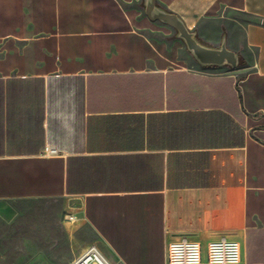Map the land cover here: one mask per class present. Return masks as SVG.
Returning <instances> with one entry per match:
<instances>
[{
    "label": "crops",
    "instance_id": "crops-1",
    "mask_svg": "<svg viewBox=\"0 0 264 264\" xmlns=\"http://www.w3.org/2000/svg\"><path fill=\"white\" fill-rule=\"evenodd\" d=\"M157 3L244 62L201 65L144 0H0V201L64 199L112 264L179 233L264 264V0Z\"/></svg>",
    "mask_w": 264,
    "mask_h": 264
},
{
    "label": "rangeland",
    "instance_id": "rangeland-1",
    "mask_svg": "<svg viewBox=\"0 0 264 264\" xmlns=\"http://www.w3.org/2000/svg\"><path fill=\"white\" fill-rule=\"evenodd\" d=\"M62 198L0 201V264H69L96 234ZM184 233L175 236L182 237Z\"/></svg>",
    "mask_w": 264,
    "mask_h": 264
},
{
    "label": "built area",
    "instance_id": "built-area-1",
    "mask_svg": "<svg viewBox=\"0 0 264 264\" xmlns=\"http://www.w3.org/2000/svg\"><path fill=\"white\" fill-rule=\"evenodd\" d=\"M57 150L50 146L45 154H55ZM70 221L78 216L71 211L67 215ZM240 261V244L236 239L226 236L209 242L207 261L203 259L200 242L188 236L173 239L168 244L167 264H237ZM69 264H112L95 243L86 246L80 256Z\"/></svg>",
    "mask_w": 264,
    "mask_h": 264
},
{
    "label": "water",
    "instance_id": "water-1",
    "mask_svg": "<svg viewBox=\"0 0 264 264\" xmlns=\"http://www.w3.org/2000/svg\"><path fill=\"white\" fill-rule=\"evenodd\" d=\"M144 6L146 14L152 20H159L176 30L177 36L185 42L188 50L201 65H228L232 68L240 65V56L228 47L225 35L222 37L220 46L208 45L198 38L196 31L188 28L180 16L159 5L157 0H144Z\"/></svg>",
    "mask_w": 264,
    "mask_h": 264
},
{
    "label": "trees",
    "instance_id": "trees-1",
    "mask_svg": "<svg viewBox=\"0 0 264 264\" xmlns=\"http://www.w3.org/2000/svg\"><path fill=\"white\" fill-rule=\"evenodd\" d=\"M244 62V60H243V58H241V63H243Z\"/></svg>",
    "mask_w": 264,
    "mask_h": 264
}]
</instances>
